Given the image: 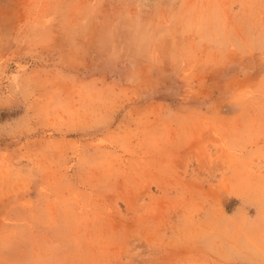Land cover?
<instances>
[{
  "label": "rangeland",
  "instance_id": "obj_1",
  "mask_svg": "<svg viewBox=\"0 0 264 264\" xmlns=\"http://www.w3.org/2000/svg\"><path fill=\"white\" fill-rule=\"evenodd\" d=\"M0 264H264V0H0Z\"/></svg>",
  "mask_w": 264,
  "mask_h": 264
}]
</instances>
